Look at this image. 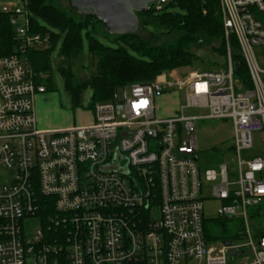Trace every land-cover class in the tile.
Masks as SVG:
<instances>
[{
    "label": "built area",
    "instance_id": "obj_1",
    "mask_svg": "<svg viewBox=\"0 0 264 264\" xmlns=\"http://www.w3.org/2000/svg\"><path fill=\"white\" fill-rule=\"evenodd\" d=\"M167 1L146 9L161 11ZM219 3L225 68H174L117 87L95 104L91 124L43 130L34 99L45 86L24 55L48 39L28 30L25 0H6L19 42L0 56V171L8 177L0 181V264H264V68L254 56L264 46L255 17L264 0ZM231 35L250 88L234 76ZM173 91L201 114L181 106L159 115L157 100ZM208 118L231 122L232 156L203 178L195 126ZM42 198L54 209L47 224L37 214ZM205 199L220 202L219 219L238 222L236 242L205 236Z\"/></svg>",
    "mask_w": 264,
    "mask_h": 264
},
{
    "label": "trees",
    "instance_id": "obj_2",
    "mask_svg": "<svg viewBox=\"0 0 264 264\" xmlns=\"http://www.w3.org/2000/svg\"><path fill=\"white\" fill-rule=\"evenodd\" d=\"M25 1L28 30L48 39L46 46L26 50L25 63L30 71L37 74L36 81L44 83L45 91H51V53L59 44L55 67L73 107L81 106L82 95L87 88L91 89L87 106L93 109L95 104L109 101L117 87L150 82L162 72L192 67L198 61L194 49L202 46H209L219 56L227 52L219 0H168L161 11L148 8L137 12L138 29L119 35L107 33L92 14L78 12L71 6L68 10L62 9L57 0ZM10 16V11L0 10V56L18 51L19 40ZM255 17L264 25V12L255 13ZM98 34L115 42L114 46L103 44ZM83 36L94 65L88 75L77 77L73 72L74 60L82 51ZM229 47L234 76L241 81L243 88H250L247 68L233 35L229 37ZM37 214L44 223L49 222L54 215L52 199H40ZM232 221L218 220L221 227ZM205 222L204 234L210 240L213 237Z\"/></svg>",
    "mask_w": 264,
    "mask_h": 264
},
{
    "label": "rangeland",
    "instance_id": "obj_3",
    "mask_svg": "<svg viewBox=\"0 0 264 264\" xmlns=\"http://www.w3.org/2000/svg\"><path fill=\"white\" fill-rule=\"evenodd\" d=\"M62 9L68 10L67 0H57ZM0 9L3 7L0 5ZM98 39L103 44L114 46L106 37L98 34ZM229 44V40H228ZM59 44H57L51 53V73H52V90L43 93H37L34 99V114L37 121V128L49 130H63L73 126H82L89 122L91 119L92 109L87 106L88 98L91 96V89L87 88L82 95L81 106L73 107L70 103L68 94L66 93L63 85V79L57 71L55 65L59 57ZM226 49V43H225ZM254 56L260 68H264V46L256 47L254 49ZM195 54L198 56V61L192 67H182L179 73L184 74L188 70H217L225 68L226 61L225 55L219 56L213 52L209 46H202L194 49ZM74 71L77 77L88 75L93 69L94 60L89 57L87 52V43L85 36H83V48L80 55L74 60ZM44 84V83H43ZM45 85H47L45 83ZM158 114L167 115L173 110L184 107L185 100L183 93L173 91L168 93L157 100ZM187 115L201 114L202 110L194 107H184ZM195 135L197 138L196 158L200 168L202 177L204 178L205 172L208 170H219V165L225 161H229L232 154L227 151L228 147L232 144L233 128L229 120L224 119H200L197 120L195 126ZM186 135H184L185 137ZM242 159L247 158L249 152H241ZM8 177L3 171H0V181L7 180ZM212 182L206 183L208 189ZM220 202L216 199H205L203 202V217L208 232L213 238L212 242L227 240L231 238L236 240V235L240 230V225L236 221L226 222L224 226H220L218 220V208ZM225 227V230H223ZM228 236V237H227Z\"/></svg>",
    "mask_w": 264,
    "mask_h": 264
},
{
    "label": "water",
    "instance_id": "obj_4",
    "mask_svg": "<svg viewBox=\"0 0 264 264\" xmlns=\"http://www.w3.org/2000/svg\"><path fill=\"white\" fill-rule=\"evenodd\" d=\"M69 6L78 12L92 14L109 34H125L138 29L137 12L146 10L155 0H67ZM196 159V158H194ZM226 246L230 245L225 240ZM234 252L231 253V256Z\"/></svg>",
    "mask_w": 264,
    "mask_h": 264
},
{
    "label": "crops",
    "instance_id": "obj_5",
    "mask_svg": "<svg viewBox=\"0 0 264 264\" xmlns=\"http://www.w3.org/2000/svg\"><path fill=\"white\" fill-rule=\"evenodd\" d=\"M4 3H6V0H0V5L3 7V9L2 10H5V8L7 7V5L6 4H4ZM1 10V9H0ZM92 112V111H91ZM173 113V111L171 112V113H169V114H172ZM93 114V113H92ZM169 114H167V115H169ZM37 122V121H36ZM93 122V115L91 116V119L89 120V122L88 123H86L85 125H89V124H91ZM43 130H49V129H44L43 128Z\"/></svg>",
    "mask_w": 264,
    "mask_h": 264
}]
</instances>
